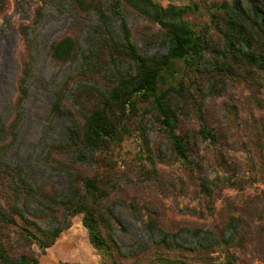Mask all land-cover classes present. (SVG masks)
I'll use <instances>...</instances> for the list:
<instances>
[{
    "label": "trees",
    "instance_id": "16d2710c",
    "mask_svg": "<svg viewBox=\"0 0 264 264\" xmlns=\"http://www.w3.org/2000/svg\"><path fill=\"white\" fill-rule=\"evenodd\" d=\"M41 2L32 20L18 26L23 49L18 56L14 117L5 121L0 116V264H42L32 246L44 253L77 215H82V225L101 264H237V253L246 248L248 240L264 260V226L254 225L255 231L248 232L250 224L240 214L228 215L220 228L191 229L199 237L192 247L183 246L176 236L163 232L159 240L149 244L141 241L135 252L124 253L115 234L118 229L124 233V228L111 203L113 182L101 184L97 174L90 175L80 167L85 153H108L130 137L132 119L138 115L139 106L145 104L168 138L170 157L182 160L199 174L198 195L212 211L214 192L212 182L205 174L200 175L203 166L198 139L215 137L208 124H200L197 130L182 124V103L193 97L188 96L191 88L177 77L186 71L198 72V88L210 83L212 94L216 85L223 84L222 78L235 74L264 80V0H231L213 5L208 22L201 26L188 19L193 12L191 6L163 7L154 0ZM65 2L74 9L73 20L68 32L48 46V56L59 66L75 61L77 64L53 93L50 114L66 118L69 126L49 154L52 150L56 154L76 153L79 165L66 169L68 181L59 191L51 182L29 180L22 163L8 158V152L18 139L22 106L30 87L38 82L35 67L42 48L38 27L44 6ZM4 7L0 0V14ZM125 13L136 14L157 26V37L167 44L166 52L140 53ZM93 17L95 21L89 23ZM84 26L85 36L80 40ZM208 51L214 53L215 69L199 70ZM67 96L70 103L65 101ZM201 105L202 102L199 114ZM200 119L203 122L202 115ZM54 161L61 163L60 159ZM155 217L151 213L147 228L157 227ZM217 253L219 257L223 255L222 261L214 256Z\"/></svg>",
    "mask_w": 264,
    "mask_h": 264
},
{
    "label": "rangeland",
    "instance_id": "374dc122",
    "mask_svg": "<svg viewBox=\"0 0 264 264\" xmlns=\"http://www.w3.org/2000/svg\"><path fill=\"white\" fill-rule=\"evenodd\" d=\"M154 1L163 7L191 6L193 12L187 17L195 26H201L208 22L213 5L231 0ZM3 2L5 7L0 14V116L9 121L14 117L18 56L23 49L18 26L29 23L42 2ZM73 16L74 9L68 2L44 6L38 27L42 40L40 58L35 67L38 82L30 87L22 106L18 139L8 152V158L22 163L29 180L51 182L59 191L68 181L66 169L71 170L79 163L76 153L56 154L52 150L53 156L49 154L69 126L66 118L51 115L49 109L53 93L77 61L63 66L54 64L48 56V46L68 32ZM125 19L140 53L166 52L167 44L157 37V26L132 13H125ZM94 21L95 17L89 23ZM85 30L86 26L79 35L80 40L85 36ZM215 46L218 48V43ZM213 58L214 53L208 51L199 70L215 69ZM186 73L179 75L177 81L183 78L191 88L188 96L193 99L182 103L184 115L179 118L184 127L190 129L197 130L200 124H208L215 137L214 140L198 139L203 166L200 175L205 174L212 182L210 188L214 192L212 211L207 210L206 200L198 195L199 174L190 170L182 160L170 157L168 138L145 104L139 106L138 115L132 119L130 137L108 153H85L86 159L80 164L84 172L97 174L101 184L113 182L111 203L124 228V233L118 229L115 234L124 253L135 252L141 241L149 244L159 240L163 232L176 236L183 246L192 247L199 237L191 229L196 226L220 228L221 221L230 214L244 216L250 224L246 229L248 232L255 231L254 225L264 226V80L235 74L222 78L223 84L216 85L212 94L210 83L205 82L198 88L197 84L201 82L198 72ZM198 89H202L203 95ZM216 91L220 94L215 95ZM65 101L70 103L68 96ZM72 109L79 117L77 108L73 106ZM56 159L64 164L56 163ZM151 213L157 216V227L149 229L146 224ZM70 222V227L44 253L32 246L39 261L42 264H101V257L90 244L82 225V215L72 217ZM202 235L200 232L199 236ZM255 250L248 240L246 248L237 253V264H264ZM217 255L214 254L222 261L223 255Z\"/></svg>",
    "mask_w": 264,
    "mask_h": 264
}]
</instances>
